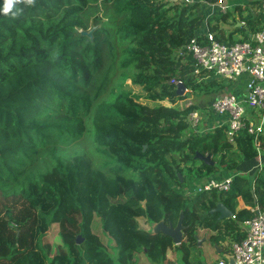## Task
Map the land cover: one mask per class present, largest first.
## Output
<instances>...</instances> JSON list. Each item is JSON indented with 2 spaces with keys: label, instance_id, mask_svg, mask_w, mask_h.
Here are the masks:
<instances>
[{
  "label": "trees",
  "instance_id": "obj_1",
  "mask_svg": "<svg viewBox=\"0 0 264 264\" xmlns=\"http://www.w3.org/2000/svg\"><path fill=\"white\" fill-rule=\"evenodd\" d=\"M218 1L19 0L17 15L0 14V264H208L192 259L199 229L220 248L243 239L237 231L252 217L248 207L264 209V175L240 171L258 161L254 137L243 130L230 143L226 124L192 128L190 113L209 106L179 104L190 94L242 95L239 82L195 74L191 55L176 56L207 31L226 45L260 31L262 0L226 13L208 5ZM213 18L218 24L208 29ZM229 18L230 28L221 27ZM93 27L92 39L81 36ZM119 71L155 104L131 90L99 102ZM173 80L191 92L180 94ZM90 124L101 166L84 154H58ZM259 142L263 150L264 133ZM228 177L226 192H197L207 180ZM239 199L246 208L236 212ZM220 202L235 219L211 212ZM181 213L180 245L137 221L176 226ZM96 221L112 248L94 231ZM54 225L62 245L51 251L44 238Z\"/></svg>",
  "mask_w": 264,
  "mask_h": 264
},
{
  "label": "built area",
  "instance_id": "obj_2",
  "mask_svg": "<svg viewBox=\"0 0 264 264\" xmlns=\"http://www.w3.org/2000/svg\"><path fill=\"white\" fill-rule=\"evenodd\" d=\"M174 4L194 5L197 0H169ZM212 11L226 13L230 4L228 0H219L208 4ZM262 26L248 41L226 45L218 42L214 34L207 31L201 40L193 39L187 45L176 50L178 58L191 55L197 62L195 74L207 71L220 80L239 82L244 85L242 95L223 94L213 101L203 114L193 111L188 116L192 128L200 125L204 116L211 113L224 116L228 127L226 135L230 143H235L238 133L246 130L254 137L258 150V160L261 159L260 135L264 133V0L260 11ZM240 25V24H238ZM242 25V24H241ZM173 84L184 86L182 81H172ZM184 87L183 95L190 93ZM190 98L188 100L190 101ZM202 114V115H201ZM233 177L224 180H207L199 186L198 193L226 192L230 189ZM252 217L239 223L241 240H231L229 243L233 264H264V209L258 205L251 207ZM232 219H235L233 216ZM214 264H230L223 260Z\"/></svg>",
  "mask_w": 264,
  "mask_h": 264
},
{
  "label": "rangeland",
  "instance_id": "obj_3",
  "mask_svg": "<svg viewBox=\"0 0 264 264\" xmlns=\"http://www.w3.org/2000/svg\"><path fill=\"white\" fill-rule=\"evenodd\" d=\"M249 1H253V0H233L229 4L232 5L231 7H235V6L240 5V4L246 5V4H248ZM208 16L211 18V16L213 17V14L209 12ZM235 17H237V18L239 17L238 13H235ZM217 20H218L217 18H213L211 23L208 24L207 28L208 29L212 28L213 25L215 26L216 24H218ZM216 21H217V23H216ZM225 23L226 24L222 23L221 27H224L225 29H227V27L230 28L229 25H231L233 23V20L231 18H229L228 20L225 21ZM129 90H131L134 94H137V95H139V97H141L140 102H143L147 105H154L155 104L149 100L144 99L145 94L143 93L141 88L131 84L130 73L128 71H123V72L119 71V72H116L114 74V76L111 78L110 86L108 87L105 95L99 100V102H101L102 100L103 101H112L117 96V94H119V92L129 91ZM20 94H21V92H19V95ZM189 96L191 97L190 101L188 99H185L183 102H180L179 104L185 103V102H186V104H188L190 102L195 101V103L197 105L202 107L203 105H206V106L209 105L211 103V100L213 99V97L211 95L204 97L203 99H200L199 97L195 96L194 94H190ZM211 116H212V118L214 117L213 113H211ZM202 117H204V115H202ZM98 151H99L98 147L95 144V136H94L93 128L91 127V124H90V126L87 125V129H86L85 133L83 134V136H81L78 139L72 140L71 143H69V145H67V146L59 147L58 154L61 155L63 158H66V159L71 158L77 154H84L89 158L92 165L97 167V166H101V163L103 161L102 160L103 157L99 154ZM249 170H250V168L248 169V171ZM240 171L245 173L246 169L244 167H242V169ZM105 172H108V169H105ZM251 175H253L252 172H251ZM137 221H138L139 226L145 230L152 228L146 222V220L143 218H139ZM94 228H95L94 231L97 234H99L102 241L110 249V246L113 244H111L109 242L108 238L102 234L99 222L96 221L94 223ZM210 236H211V233L209 231H206L204 229L198 230L197 237H198L201 244L200 245L198 244V247L193 249V251H194L192 254L193 260L199 259L200 257H202L201 259H203L204 262L209 264V263L215 262V261H213V259H215L217 256L220 258V255L215 253V251L214 252L212 251L211 255L207 254L208 250L210 248V243L208 242V239ZM209 241L211 242L210 239H209ZM59 245H62V239L60 238L57 226L54 225L50 228L49 232L47 233L46 237L44 238V248L47 249V247H50L51 251H53ZM111 248H112V246H111ZM116 253H117V250H116Z\"/></svg>",
  "mask_w": 264,
  "mask_h": 264
},
{
  "label": "water",
  "instance_id": "obj_4",
  "mask_svg": "<svg viewBox=\"0 0 264 264\" xmlns=\"http://www.w3.org/2000/svg\"><path fill=\"white\" fill-rule=\"evenodd\" d=\"M97 27L91 28L89 31H81V36L88 37L90 39L93 38V32L95 31ZM178 92L183 95L184 92V86H178ZM197 158H200L203 162L207 164L214 165V162L211 161L210 156H196ZM179 177L181 181L183 180L181 175L179 174ZM212 213H219V220L222 219H230L233 218L234 214L223 204V203H218L216 207L211 211ZM183 213L180 214V217L178 219V222L176 226L173 225H166L163 221L152 225V232L153 233H162L167 236H169L174 245H180L181 242L183 241ZM77 243H81V237L79 236L77 238ZM198 244L200 245V241L198 240ZM226 259L230 262V264H233V257L232 256H227Z\"/></svg>",
  "mask_w": 264,
  "mask_h": 264
},
{
  "label": "crops",
  "instance_id": "obj_5",
  "mask_svg": "<svg viewBox=\"0 0 264 264\" xmlns=\"http://www.w3.org/2000/svg\"><path fill=\"white\" fill-rule=\"evenodd\" d=\"M243 89H244V85L242 83H240L236 89V92L239 94V93H243ZM217 99V97L215 98ZM214 101V99L211 100V103ZM211 103L208 105L210 106ZM203 106H206V105H203ZM225 117L224 116H218V115H214L213 118H211L210 120L208 121H204V122H201L199 127L203 128V129H207V128H211V129H214V128H217L219 126H223L225 125ZM242 167H244L246 169V172L243 173L241 172L242 174L246 175V176H256V175H264V149L261 150V159L258 160L257 162H253V161H246L243 163ZM250 168V170L248 171V169ZM252 170V171H251ZM251 172L253 175H251ZM255 172V173H254ZM211 180V179H210ZM217 180V179H215ZM211 192V191H210ZM221 203V202H220ZM246 208L243 201L241 199H239V205H238V208L236 209V212H239L240 210ZM251 207H248V209H250ZM219 214V213H218ZM208 231V230H206ZM237 233H239V230L237 231ZM210 239V237H209ZM208 239V242L210 243V248L208 250V255H211L212 251L215 253H217L218 255H220V258L217 256L215 259H213V261H215V263L219 262V261H223V260H226V257L227 256H231V249H230V246H229V243L231 241V238H228L226 241L224 242H221L220 246L222 249H227L228 252L227 253H224L222 252V249L220 247H218L217 245L215 244H212V242H210ZM221 255H222V259H221Z\"/></svg>",
  "mask_w": 264,
  "mask_h": 264
},
{
  "label": "clouds",
  "instance_id": "obj_6",
  "mask_svg": "<svg viewBox=\"0 0 264 264\" xmlns=\"http://www.w3.org/2000/svg\"><path fill=\"white\" fill-rule=\"evenodd\" d=\"M18 3L19 0H0V14L12 16L17 15L20 9L16 8L15 11H13V9L14 5Z\"/></svg>",
  "mask_w": 264,
  "mask_h": 264
}]
</instances>
